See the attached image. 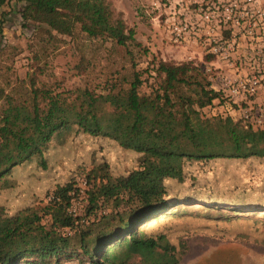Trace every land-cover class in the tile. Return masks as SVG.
Returning a JSON list of instances; mask_svg holds the SVG:
<instances>
[{
  "label": "trees",
  "instance_id": "trees-1",
  "mask_svg": "<svg viewBox=\"0 0 264 264\" xmlns=\"http://www.w3.org/2000/svg\"><path fill=\"white\" fill-rule=\"evenodd\" d=\"M5 2L19 5L18 20L8 27L20 26L37 48L30 51L31 72L9 81L8 91L0 86V191L12 186L8 179L24 162L36 158L46 168L48 144L72 129L152 157L178 160V179L184 162H264V127L229 115H207L206 108L215 101L223 104L225 98L211 88L202 63L154 54L122 14L114 12L110 0H0V5ZM2 27L0 61L6 48L16 47ZM58 35L70 38L76 47L83 36L109 42L121 49L123 62L93 87L41 81L49 47ZM40 54L42 67L37 64ZM143 56L146 65L138 67L137 58ZM149 79L148 92H141ZM106 165L86 172V185H91L84 191L80 215L69 210L80 191L73 179L56 185L42 204L29 202L10 212L0 202V264H62L73 258L77 264H129L136 257L142 264H179L166 232L148 226L173 215L180 203L169 197L163 172L158 170L142 188L144 170L113 178ZM204 204L206 211L212 209ZM228 204L223 208L236 213L254 210L245 207L248 201Z\"/></svg>",
  "mask_w": 264,
  "mask_h": 264
},
{
  "label": "rangeland",
  "instance_id": "rangeland-1",
  "mask_svg": "<svg viewBox=\"0 0 264 264\" xmlns=\"http://www.w3.org/2000/svg\"><path fill=\"white\" fill-rule=\"evenodd\" d=\"M260 1L264 4V0ZM110 2L114 12L122 14L125 23L136 30L142 44L153 48L154 54L174 61L184 56L180 48L169 44L154 21L150 0ZM10 27L17 31L12 37L16 47L6 48L0 61V86L6 91L11 88L7 85L9 81L12 84L25 78L27 71L31 72L29 55L37 48L33 39L21 33L20 26ZM4 34L7 37V33ZM58 39L49 47L47 66L40 75L38 73L41 81L57 80L66 88L93 87L123 62L121 49L112 48L109 42L83 36L76 47L77 43L66 36L58 35ZM137 59L138 67L146 65L144 56ZM38 62L39 66H44L42 55ZM150 82L152 79L145 81L140 91L148 92ZM213 107L215 109H205L207 115L229 113L216 101ZM61 138L56 137L48 144L44 153L46 168H42L36 158L15 167L8 179L12 186L0 191V202L10 212L29 202L45 203L46 194L56 185L73 179L80 191L72 205L75 215L82 214L83 191L91 185L85 187L83 180L86 172L99 164H107L105 169L113 178L126 176L132 170H144L147 178L141 181L142 188L148 187L150 177L159 170L164 174L169 197L179 198L180 203L173 215L152 220L148 226L166 232L168 240L176 246L179 264H264V162L238 158L184 162L183 177L178 179L181 173L178 160L142 154L121 147L113 139L90 136L75 129L65 132ZM238 199L248 201L245 207L254 210L236 213L223 208L228 207V203L239 202ZM220 202H223L221 207ZM204 203L212 209L206 211ZM62 264H77V259H64ZM129 264L142 263L136 257Z\"/></svg>",
  "mask_w": 264,
  "mask_h": 264
},
{
  "label": "built area",
  "instance_id": "built-area-1",
  "mask_svg": "<svg viewBox=\"0 0 264 264\" xmlns=\"http://www.w3.org/2000/svg\"><path fill=\"white\" fill-rule=\"evenodd\" d=\"M149 5L169 44L184 52L183 60L202 63L211 88L225 98L220 107L227 115L264 127V102L254 100L264 98V4L150 0ZM206 56L211 60L206 61ZM69 210L75 214L73 205Z\"/></svg>",
  "mask_w": 264,
  "mask_h": 264
},
{
  "label": "crops",
  "instance_id": "crops-1",
  "mask_svg": "<svg viewBox=\"0 0 264 264\" xmlns=\"http://www.w3.org/2000/svg\"><path fill=\"white\" fill-rule=\"evenodd\" d=\"M18 7H19L18 4L7 3V2L0 5V25L4 26L2 27L3 33H7V37L9 38L10 42L14 40V38L12 37L15 34V32L17 33V31H12L11 29H9L8 25L18 20V12H17L18 11L17 9H19ZM178 59H180L179 61L183 60V55L178 56ZM254 100L258 102H264V98L262 96H257L254 98Z\"/></svg>",
  "mask_w": 264,
  "mask_h": 264
}]
</instances>
